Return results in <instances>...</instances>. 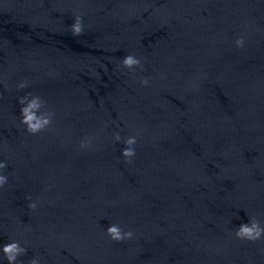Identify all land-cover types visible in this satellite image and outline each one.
Listing matches in <instances>:
<instances>
[{
  "label": "clouds",
  "instance_id": "1",
  "mask_svg": "<svg viewBox=\"0 0 264 264\" xmlns=\"http://www.w3.org/2000/svg\"><path fill=\"white\" fill-rule=\"evenodd\" d=\"M71 32L73 36H80L83 32V23L80 16L75 18L74 23L71 25ZM238 48L243 47L244 39L239 37L235 41ZM121 64L124 68L133 69L134 67L140 64V60L134 55H126ZM142 84H147L148 81L142 80ZM26 87L25 83L19 84V88L23 89ZM18 103L22 106L20 108L21 123L26 126V131L31 134H37L45 130L51 123L50 114L44 112L39 115L37 113L44 106L41 98L39 96H32L29 99V96H23L19 98ZM120 137L117 135L116 140L119 141ZM126 147L121 150V155L126 158V160L131 161V159L136 155L134 145L137 143L135 137H128L124 141ZM7 164L5 162H0V170L5 169ZM8 182L6 175L0 174V187H3ZM26 199H31V197H26ZM30 209H35L36 204L30 203L28 205ZM106 234L111 240L120 242L122 240H130L133 238L132 231H122L119 225L112 224L106 229ZM235 237L240 240H248L255 242L264 235V228L260 226L259 221L254 218H251L247 223L240 224L234 233ZM2 252L4 258L7 260L8 264H16L17 258L20 255H23L26 252V249L21 247L19 242L12 241L6 243L2 246ZM29 264H39L37 259H31Z\"/></svg>",
  "mask_w": 264,
  "mask_h": 264
}]
</instances>
